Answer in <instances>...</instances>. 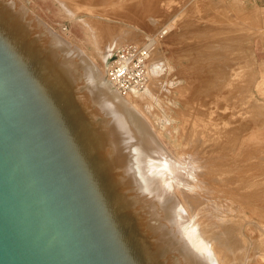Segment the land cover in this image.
Masks as SVG:
<instances>
[{
  "label": "water",
  "instance_id": "obj_1",
  "mask_svg": "<svg viewBox=\"0 0 264 264\" xmlns=\"http://www.w3.org/2000/svg\"><path fill=\"white\" fill-rule=\"evenodd\" d=\"M123 98L18 0H0V264H217L155 201Z\"/></svg>",
  "mask_w": 264,
  "mask_h": 264
},
{
  "label": "rangeland",
  "instance_id": "obj_2",
  "mask_svg": "<svg viewBox=\"0 0 264 264\" xmlns=\"http://www.w3.org/2000/svg\"><path fill=\"white\" fill-rule=\"evenodd\" d=\"M18 1L54 33L82 51L99 70H106L111 57L116 52L114 50L109 54L104 67L99 48L104 49L111 40L118 39L120 42L118 48L129 43H149L147 70L149 73L151 66L155 65L157 74L156 85L153 87L154 97L150 99V106L144 111V115L160 145L168 153L172 154V151L177 149L173 147L172 142H176L178 138H180L178 148L187 149L190 140H196L194 136L198 134L199 129H202L198 127V124L202 123L200 120H206L209 116H215L217 121L223 124L230 120L238 121L245 112V116L249 115L247 117L254 120H251L253 126L254 122L255 124L257 122L258 125L254 126L256 130L255 128L254 131L253 128L251 130L250 146L253 150L248 159L251 163L244 159L240 164L238 161L235 167L223 166L216 169L213 177L215 179L216 175L219 176L215 180L217 181L215 189L217 191L219 189V192L214 190V195H218L216 197L219 198L218 200L222 198L220 205L223 208L220 206L218 212L221 211L223 223L226 222L225 226L231 230L235 229L232 231H235L234 235L237 236L236 243L240 240L237 246L245 245L243 250H246V254L242 252V248L239 253L237 249V253L245 255L246 264L257 262L264 264V127H262L264 122H261L264 121V2L261 0ZM153 15L156 20H149ZM135 17L137 20H134ZM148 75L151 76L150 73ZM232 101L243 107L235 116H232L231 112ZM190 130L196 131L197 134L192 132L195 134L189 135ZM199 138L201 139V135ZM136 152L138 169L142 175L141 160L138 151ZM241 152H238L239 157ZM241 155V158H245L247 152L245 154L242 152ZM234 171L238 173L240 171L243 176L235 172L237 176H241L236 177ZM221 174L225 177H220ZM226 174L227 176L229 174L228 178ZM232 174V178H236L233 181L236 182L227 180L232 179L230 177ZM250 174L257 175L250 177ZM220 178H225V181L223 182V179L221 181ZM227 181H230L229 185ZM221 208L224 210L222 211ZM236 233L241 234L238 236ZM252 239H254L253 243ZM259 244H262V247H258ZM255 247L258 248L257 254ZM259 248H262V251ZM235 250L234 248L233 256L237 254ZM240 255L236 256L242 257ZM250 255L251 258H248ZM247 258L250 259L249 262Z\"/></svg>",
  "mask_w": 264,
  "mask_h": 264
},
{
  "label": "bare ground",
  "instance_id": "obj_3",
  "mask_svg": "<svg viewBox=\"0 0 264 264\" xmlns=\"http://www.w3.org/2000/svg\"><path fill=\"white\" fill-rule=\"evenodd\" d=\"M134 1H136V0H134ZM155 4H156V2H155ZM64 6H66V5H64ZM146 6H147V3H146ZM66 7H68V6H66ZM121 9H123V8H121ZM133 10H135V9H133ZM119 11H120V9H119ZM140 11H142V10H140ZM113 16H115V15H113ZM127 16H129V15H127ZM126 19H124V20H126ZM139 19H140V17H139ZM134 20H137V18L135 17ZM149 20L155 21L156 17L153 15L152 18ZM138 23H139V21H138ZM130 31H132V30H130ZM125 34H127V33H125ZM129 34H130V32H129ZM107 36H108V34H107ZM108 37H110V36H108ZM106 40H105V42H106ZM119 44H120V42L118 41V39L117 40L114 39L113 41L111 40V42H109L104 49L99 48L100 59L103 62L104 67H105V63H106V60L108 59L109 54L112 53L114 50H117L116 48H118ZM158 44H159V42H158ZM224 44H226V41ZM101 47H102V45H101ZM157 48H159V47H157ZM149 52H150V50H149ZM148 59H149V53H148ZM156 69L157 68L155 65L151 66V69L149 71L151 76L149 77V75H148V81H147L146 88L144 90H142L141 93H138L137 91H131L126 97L121 96L123 98L125 104H126V107L128 108V110L130 112V115L132 117L134 125L136 126V128H137L138 132L140 133V135L144 141V144H145L146 153L144 151H142L141 149L136 150V151H138V154H139L138 156L141 160V169H142V171H141L142 175L141 176L150 185L152 192H153V195L155 197V199H154L155 201L162 200L163 198H165L169 194L170 191L173 193V195L175 196L179 205L182 207L183 211L185 212L189 222L191 223V225L194 229L195 237H196L197 241L202 243L204 246H206L211 251V253L213 254V256L215 257V259L217 261V264H246L245 263L246 261L244 259V258H246L245 255L243 256L242 254L241 255L238 254L240 248H242V250H243V248H245V245L242 244L244 247L241 244H240V246H242V247H240L239 245L237 246V244L240 243V240L238 239L239 243H236V241H237L236 237L237 236L235 237V235H234L235 231L234 232L232 231L235 229L231 230L229 227L225 226L226 222H225V224L223 223L222 217L220 215L221 211L218 212V210H220V208H219L221 206L220 200L222 198H220V200H218L219 198L218 199L216 198L218 195H214V193H215L214 190H216L215 189V187H216L215 182L217 183V181H215V180H217V178L219 176L216 175L217 177L215 176L216 178L214 179L213 175L216 172V169H218V168H221L223 166L224 167L225 166H227V167L234 166L235 167L238 161H239L238 164H240L241 161H243L244 159L246 161V159L248 160L251 157L250 152L253 150V147L250 146V143L252 142V139H251L252 131L251 130L253 128V131H254V128H255L254 126L257 124V122H256V124L254 122V126H253L252 121H254V120L249 119L247 117L249 115L245 116L246 115L245 112H243L242 118H239L238 121L236 120L237 122L235 120H234L235 122H233L232 120L229 119L230 121H227L226 123L224 122L223 124L218 122L217 118H215V116H209V117H207L206 120H204V119L200 120L202 123H199V122H198L199 124L197 123L198 127L199 128L202 127V129H203V130L202 129L198 130V128H196L198 130L197 131L198 134L200 133L199 135L197 134L196 131H193L194 130L193 128H192L193 129L192 131L191 130H190V132L188 131L189 135L192 132H196V134L198 136L196 135L197 138H196V136H194V139H196V140H193V141L190 140V142H189L190 144H189V147L187 149L181 150L180 148H178L179 142H180V138H178L176 140V142L172 140L173 141L172 142L173 147H176L177 149L172 151V154L168 153L160 145L159 141L156 138V134L154 133L152 128L146 122L145 115H144V111L148 110V107L150 106V103H149L150 99L154 97L153 94L155 92L153 91V87L156 85L155 84V76L157 74ZM98 71L106 78V72H105L106 70H104V69L99 70L98 69ZM235 92L237 93L236 90H235ZM236 103H237L236 101H232V104L230 103L231 107H232L231 108L232 116L233 115L235 116V114H238V112H239L238 110L243 108V107L238 106V103L237 104ZM151 113H153V111ZM155 114H156V112H154V115ZM220 114H222V113H220ZM150 116L153 117L152 115H150ZM254 117H257V116H254ZM260 117H261V115H260ZM235 119H237V118H235ZM259 119H261V118H259ZM255 120H256V118H255ZM261 122H264V121H261ZM259 123H260V121H259ZM262 127H264V126H262ZM255 130H256V128H255ZM171 134H173V133H171ZM181 134H182V132H181ZM192 134H195V133H192ZM200 135H201V139L199 138ZM260 135H261V133H260ZM171 136L173 137L174 135H171ZM191 136L193 139V135H191ZM254 137H255V135H254ZM187 138H189V137H187ZM263 142H261V143H263ZM239 151L240 152L242 151L244 154L247 152L248 158L247 157L241 158V156L243 155V154L241 155L242 152L240 153V157H239L238 156ZM252 156L254 159V155H252ZM249 161L250 160H248L247 162L249 163ZM252 161H254V160H252ZM250 163H251V161H250ZM238 168H240V167H238ZM238 168H236V169L238 170ZM247 168H248V166H247ZM223 169H221V172ZM233 169L236 170L235 168H233ZM226 170H227V168L225 169V171ZM241 171H242V169H241ZM235 172L236 171H234L233 174L236 175V173H238V172H236V173ZM248 172L251 173V171H248ZM217 173L219 174V170ZM259 173H261V172H259ZM233 174L230 176L231 178H232ZM238 174L242 175V173L240 171ZM223 175H224V172H223ZM253 175L254 174H252V176ZM255 175H257V174H255ZM221 176H222V174L220 175V177ZM226 176H227V174H226ZM228 176H229V174H228ZM228 176H227V178H228ZM238 176L236 175V177H238ZM249 176L252 177L251 174ZM222 177H225V176H222ZM239 177H241V176H239ZM234 178L227 179V180L233 181ZM246 178L248 179V176ZM222 179L220 178L221 181H222ZM224 179H223V182L225 181ZM220 180L218 181L219 183L221 182ZM239 180H242V179H239ZM249 180H250V178H249ZM232 181H231V183H232ZM234 181L236 182V180H234ZM227 182H228L227 184L229 185L230 181H227ZM212 189H213V192H212ZM249 190H250V188H249ZM217 192H219V189ZM212 193L214 196L211 195ZM221 193H222V191H221ZM226 193H227V191H226ZM226 200H227V198H226ZM221 207L223 208V206H221ZM239 207H241V206H239ZM222 208H221V210L223 211L224 209H222ZM247 209H251V208H247ZM248 215H249V212H248ZM227 222H228V220H227ZM237 228H240V227H237ZM237 230H239V229H237ZM242 233H244V231ZM240 234H237V235L239 236ZM253 240L254 239H252V243H253ZM244 241H246V240H244ZM255 243H257V245H258L257 241H255ZM260 246L262 247V244L261 245L259 244L258 247H260ZM234 248L236 249L235 250L236 253H237V249H238V253L236 255H240L242 257H238L236 255L233 256L234 253L232 254V252H234L233 251ZM256 249H258V248L255 247V250ZM245 251L246 250L244 249L242 252L245 253ZM253 251H254V249H253ZM256 254H257V250H256ZM248 258H251V255ZM248 258H247V260H248ZM253 260H254V258H253ZM249 261H250V259L247 262H249ZM255 261L256 260H254V262ZM252 264H254V263H252Z\"/></svg>",
  "mask_w": 264,
  "mask_h": 264
},
{
  "label": "built area",
  "instance_id": "obj_4",
  "mask_svg": "<svg viewBox=\"0 0 264 264\" xmlns=\"http://www.w3.org/2000/svg\"><path fill=\"white\" fill-rule=\"evenodd\" d=\"M149 48V43H129L119 47L111 57L105 71L106 78L120 96L126 97L131 91L145 89Z\"/></svg>",
  "mask_w": 264,
  "mask_h": 264
}]
</instances>
